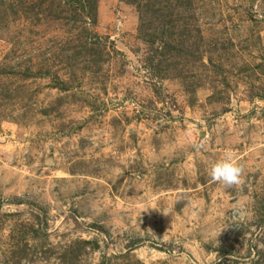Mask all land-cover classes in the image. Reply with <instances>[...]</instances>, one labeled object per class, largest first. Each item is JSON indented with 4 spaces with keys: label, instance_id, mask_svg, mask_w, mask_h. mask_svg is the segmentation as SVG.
I'll list each match as a JSON object with an SVG mask.
<instances>
[{
    "label": "rangeland",
    "instance_id": "rangeland-1",
    "mask_svg": "<svg viewBox=\"0 0 264 264\" xmlns=\"http://www.w3.org/2000/svg\"><path fill=\"white\" fill-rule=\"evenodd\" d=\"M0 264H264V0H0Z\"/></svg>",
    "mask_w": 264,
    "mask_h": 264
},
{
    "label": "clouds",
    "instance_id": "clouds-1",
    "mask_svg": "<svg viewBox=\"0 0 264 264\" xmlns=\"http://www.w3.org/2000/svg\"><path fill=\"white\" fill-rule=\"evenodd\" d=\"M209 175L212 181L230 189L243 184L244 169L234 154L227 152L220 160L213 163Z\"/></svg>",
    "mask_w": 264,
    "mask_h": 264
}]
</instances>
